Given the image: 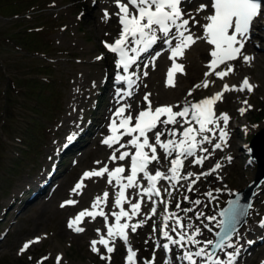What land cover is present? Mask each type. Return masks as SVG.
I'll return each instance as SVG.
<instances>
[{
	"label": "rangeland",
	"instance_id": "rangeland-1",
	"mask_svg": "<svg viewBox=\"0 0 264 264\" xmlns=\"http://www.w3.org/2000/svg\"><path fill=\"white\" fill-rule=\"evenodd\" d=\"M92 3L93 7H91ZM97 3L98 0H95V2L94 0H0V264H40L41 261L42 264H56L57 256L62 257L60 264H109L108 261L101 259L102 255H108L105 248L101 249L99 253L89 250L88 239L97 240L94 239L97 238L96 236L89 233H67L66 230H62L61 233L59 231L63 227L66 218L71 215L70 213L75 210L76 213H79L78 207L67 213L63 208L58 209L55 204H52V207L45 209L43 212L40 210L41 204L40 201H37L38 197L32 199L39 192L35 189L39 188L42 180L36 183L35 180L44 173L42 171H46V174L53 171L59 172L54 183L51 182V185L42 187L45 194L48 193L47 196H49L55 188L61 192L65 186L68 187L71 184L73 186L77 183L80 172L95 169L96 165L100 164L96 162L102 160L100 155L89 156L86 152L92 148L93 139L101 129L102 117L110 109L111 92L109 93L110 89L107 83L109 84L114 79L113 69L115 64L112 55L102 42H112L118 32L115 34L108 32L109 20L102 19V21L94 22L91 19L96 14H93L92 10L95 9ZM105 5L98 10L99 15H103V9L108 8ZM95 18L97 17L95 16ZM197 19L199 20L198 16ZM262 20H264V11L260 21H258L261 25L255 24V27L260 28L262 26L264 29ZM257 28L254 29L258 32ZM257 35L253 34V37L257 39H254V42L257 41L259 45H263L264 38ZM200 41L202 39L197 41V48ZM196 47L186 51H194ZM260 52H264V49L261 48ZM101 55L104 58L97 60L96 57ZM209 61L210 56L206 58V63H209ZM171 62V60H163L161 67L170 66ZM146 63L148 64V61ZM143 69L144 67L141 66V71ZM79 72L84 73V83L90 81V85L93 83L94 86L86 93V99L82 100V106L74 109L75 113L73 115H76V117H67L65 120V116L71 112L68 103L74 78L80 75ZM247 75L252 79L255 78L254 80L260 84V86L256 85L252 92L241 93L242 104L247 101L248 105L252 106L249 99L254 103L252 113L250 112L245 117L250 120L253 131L247 136H244L240 131V142L248 148V140L251 135L259 131L262 128L261 126L264 125V122H261L264 120V74L259 73L255 67ZM239 76L240 73H237V83ZM200 79L201 77L195 81ZM141 80L142 89L138 90V92H141L131 99L132 103L137 102L135 104L136 108L134 107L136 110L133 109L132 111L133 115L134 111L137 113L138 109L147 106L146 102H140L143 92L147 90V81ZM201 83L202 81H199L200 85ZM220 84L221 82L217 83L218 86ZM188 89L189 86L186 92ZM108 93L110 100L108 99ZM210 93L209 89L199 90L194 98L210 95ZM80 95L82 94L80 93ZM183 99L185 98L177 101L180 102ZM239 100L240 96L236 97L235 100L232 99L229 106L227 102L221 101L220 105H224H219L218 115L225 112V109L228 110V113H235L238 108L242 107L235 103ZM115 104L121 105L117 102ZM231 105L234 107H231ZM110 111H112V108ZM237 113L240 112L237 111ZM235 114H233L234 117ZM75 121L77 122L76 130L78 128L83 130L82 134H79L80 136L85 134L87 129L95 126L89 130V136L86 133L81 139L78 135V140L81 141L73 151L65 152L63 149L67 142L68 129L70 134L74 132L71 130L76 126ZM66 122H75V125H68ZM236 122L241 123V118L232 120L233 124ZM65 129H67V132ZM159 130L158 128L157 131ZM108 133H104L102 138ZM231 135L235 140L238 139V134L234 130ZM128 139L121 142L126 143ZM31 141L33 142L31 143ZM152 142H154V139ZM81 146H86V149L77 152L81 149ZM246 146H242L241 149H247ZM241 149L237 152L239 157L235 156L237 162L226 168L227 173L225 172L222 178L216 179L217 182L201 177L200 180L203 179L201 182L204 181L203 185H197L196 183V186L193 185V190L189 192L187 190L189 182L183 181V185L179 184L173 189L169 201H166L167 199L164 197V201L171 203L170 206L173 212L184 218L182 223L185 226L189 223V219L191 222L197 220L196 213H203L200 219H204V223L198 222V220L197 225L192 223L194 229L196 227L201 229L200 235L196 237L200 239L201 244L190 245L185 241V248L194 252L198 247H202L205 241H213L221 221L220 208L230 196L245 188L255 178V164L250 165V169L245 165L246 159L241 155L243 154ZM50 150H52V153H50ZM159 152L164 151L160 149ZM77 154H79L78 157ZM184 165L183 175L193 172L188 162L185 161ZM116 166L118 165L114 164L111 168ZM243 166L247 167L248 172L243 182H241L238 181V174ZM203 170L205 169L200 170L196 167L194 173L199 174ZM186 182L187 186L185 185ZM60 183L61 186H59ZM63 183L64 185H62ZM162 185L165 186L168 192L169 182L164 180ZM262 186L258 188L259 191L253 202L254 207L249 209L247 216L249 223L244 222V226L242 225L243 227L234 234L230 241L236 235L246 232L247 226L252 223L251 220L254 218L259 204L264 205V197L259 199ZM231 187H234V189L231 190ZM209 191L213 193V198L206 196ZM59 192L57 191L56 195H59ZM12 194H18L19 197L18 202L13 204L10 202V198H13ZM185 196L188 197L187 200H184ZM46 198L44 197V199ZM197 199L201 201L199 205L192 203ZM8 202H10L9 205ZM178 202L180 203L179 210L176 208ZM188 208H192L193 211L187 213L182 211ZM260 211L264 213V206ZM210 216H215L216 220L206 219ZM151 219L154 220L155 218ZM151 219H148L149 222H146L138 231L132 233L139 264H144V261H151L153 254L157 253L158 255L160 252L163 253L164 259L159 258V260L155 257V264H165L166 256L172 264H188L183 259L184 249L178 245H171L170 252H166L162 246L158 248L159 252L157 251V243H159L157 240L159 238L162 239L160 245L168 243V241L162 235V228L160 227L162 217H159V224H157L156 219L155 223ZM172 223L168 226L170 234L173 238L178 239L176 232L171 231ZM157 227L158 230L155 231ZM192 230L187 227L184 229L188 233H191ZM177 231H180V229L177 228ZM37 237L41 238L39 242L33 243L27 251L20 252L24 243L35 240ZM84 241L86 242L84 243ZM259 245L264 246V241L259 242ZM115 248L116 250L111 253L110 264H126L127 251L120 243V239H116ZM207 251H209V247ZM221 253L222 250H219L216 256L219 257ZM44 257H47V259L43 260ZM144 257H147V259H144ZM194 259H196L197 264H202L204 258L194 257ZM258 260L260 261H257V263L252 262L251 259L244 260L243 263L264 264V259ZM243 263L239 262L238 264Z\"/></svg>",
	"mask_w": 264,
	"mask_h": 264
},
{
	"label": "snow or ice",
	"instance_id": "snow-or-ice-1",
	"mask_svg": "<svg viewBox=\"0 0 264 264\" xmlns=\"http://www.w3.org/2000/svg\"><path fill=\"white\" fill-rule=\"evenodd\" d=\"M95 2V0H94ZM118 9L114 15L117 17L120 26L118 37L113 42L103 41L104 47L108 52L116 55L115 66L117 69H122V73L117 74V80L126 83L127 90H117L119 99L130 97L133 95L134 86L138 87L140 73L138 69V61L143 54H147L150 50L159 43L167 46L170 51L169 59L172 61L171 67L167 71V85L175 86V74L177 72L184 73V65L177 62V58L183 57L185 51L194 45L197 40L203 39L212 46L210 51V61L207 65L208 71L205 72V77L215 74L221 80L230 75L234 71L232 61L243 59L245 63H251L253 56L244 53L245 45L253 38L254 21L262 16L264 10V0H208L207 3H196V0H114ZM199 13L204 15L203 24L197 19ZM113 14H110L106 9L103 11V19L108 21ZM190 24L200 25L203 29L202 36H195L191 30ZM264 24V20H262ZM175 45L173 46V42ZM259 46V42H256ZM162 53L156 52L150 59L149 63L155 66V61ZM103 55L97 56V60L103 59ZM137 66L136 71H130L133 66ZM221 65L225 67L217 71ZM148 64H145V69ZM145 70L143 76H147ZM203 87L209 86V80L204 79ZM197 84L188 93L189 96L195 89L200 88ZM253 85L247 77L242 83L237 85L224 84L221 91L215 92L213 95L200 99L197 102H186L184 106L175 111L173 105H161L153 108L152 101L149 99L151 93L145 94L143 100L146 102V107L138 112L133 117L131 114H125L131 105H121L115 111L109 125L110 134L102 141L109 148L114 145H119L115 148L109 157L110 161H125L130 159V174L124 175L126 168L123 165H118L109 169L105 164L98 169H92L83 173L81 179L75 184L71 192L75 195L83 193L86 187L85 180L94 177H104L107 175V183L113 185L118 190L115 194V207L119 211H112L111 216L114 217V223L108 222V214L103 210L106 205L109 193L105 191L102 196L97 195L90 208L81 210L74 218L69 221L68 227L80 233L85 229L80 226L85 217H91L95 220L97 217L104 218L107 224V233L101 234L98 240L91 241V250L99 253L100 248L97 245H103L108 255L101 256V259L111 262V253L115 248L116 239H121L127 248L126 264H139L137 260V251L133 249L129 239L130 229L135 233L138 228H141L151 216H146L144 219L138 220L136 223H131L134 217L138 216L141 211V205L146 195L149 200L153 196L160 197V188L157 186L159 181L166 180L170 187L175 189L180 180H189L187 190H193V185L200 180L201 177H207L216 172L222 167L220 162H217L214 167L208 171H203L199 174L188 172L187 175H181L184 168L185 160L193 158V165L203 167L204 162L215 152L227 147L230 133L228 131L230 115L227 112H222L217 115L215 105L218 101H222L224 94L231 91H253ZM247 108H251L247 101L243 102ZM247 108H240L239 111L243 114ZM133 121H135L133 123ZM163 127L164 131H157L158 127ZM171 126V127H170ZM149 133L154 134L155 143L150 141ZM169 137L162 139L163 136ZM124 136L131 137L127 143H121ZM215 141V142H214ZM205 144L212 146V152H209ZM164 151L169 159L167 172L157 169L154 174L149 171V166L153 162L159 164L160 156L157 154V149ZM121 149H126L121 151ZM134 149V151L132 150ZM119 152V155L117 153ZM199 153V154H198ZM230 162L232 157H226ZM101 163L100 161L96 162ZM147 180V187H144L139 180L140 175ZM194 177V178H193ZM130 188H138L140 199L136 203H132L126 196V190ZM167 191V189H165ZM171 195V193H169ZM206 196L213 198L211 191L206 193ZM188 197L185 196L184 200ZM153 202L151 215L156 213V201ZM79 201L68 199L63 202L61 207L75 205ZM130 205L129 210H126L124 204ZM160 203L165 204V214L163 215L162 235L167 239L168 243L157 247H163L166 252L171 251V245H178L184 249L183 259L188 264H197L194 257L203 259V264H236L237 258L240 255L241 246L230 242V238L235 228L230 229L231 218L236 215L237 201H231V207L220 212V216L225 217L219 223L224 230V235L218 241L208 240L203 243L202 247H198L196 251H191L185 248V241L190 245H200L201 241L196 239L201 233V229L196 227L191 233L184 231L185 227L191 229L192 222L185 226L182 221L183 217L175 212L167 210L168 202L160 199ZM192 203L199 205L200 200H195ZM176 208L180 209V203L176 204ZM185 213L193 211L192 208L183 209ZM197 218L203 213H196ZM208 220L215 221V216L206 217ZM122 220L124 222H122ZM172 220V232H176L178 239L173 238L170 234L168 222ZM261 226H264V221H261ZM177 228L180 231H177ZM230 229V230H229ZM100 232V229L96 230ZM220 236V233H217ZM41 238L30 240L24 243L20 252L23 253L29 249L33 243L39 242ZM252 243V241H249ZM213 245L216 249L223 250L233 248V251L226 252V259L219 258L215 253L207 251L208 247ZM44 257L43 260H46ZM62 257H56V264H60ZM42 264V261L40 262ZM144 264H155V254L151 261H144ZM169 264V261H165Z\"/></svg>",
	"mask_w": 264,
	"mask_h": 264
},
{
	"label": "bare ground",
	"instance_id": "bare-ground-1",
	"mask_svg": "<svg viewBox=\"0 0 264 264\" xmlns=\"http://www.w3.org/2000/svg\"><path fill=\"white\" fill-rule=\"evenodd\" d=\"M200 2L207 3L208 0H196V3H200ZM104 5L105 6H108V8H107L108 12L110 14H113L112 17H111V19L109 20L110 23H108L110 25L108 27V32L110 34H115L116 32H118L117 31L118 29H117V25L115 24V15H114V13L118 9H116V8L113 7V4L111 3V1L107 2V0H98V3L96 4L95 9L92 10V13L93 14L96 13L95 16L97 18H95V16H92L91 19L94 22H96V21H98V22L99 21H102L103 15H101V14L99 15L98 10L100 9L101 6L104 7ZM205 14L206 13H199L197 15L198 18H199V20H200V24H203V23L206 22L204 20V18H203ZM254 26H255V24H254ZM190 27H191V30H192L193 34H195L196 36H202L203 29L201 28L200 25L190 24ZM253 34H256L257 35V32H253ZM258 35H260L261 37L264 38L263 35H261V34H258ZM252 42L253 41L250 40L245 45V49H244V53L245 54L251 55V56L254 57V59L252 60V62L249 65H247V63L244 64V63L240 62V59H238L236 61H232L231 63L238 64L237 65V72H240L242 74L251 72V66L253 64H255L256 65L255 66L256 69L259 71V73L261 72L262 75H263L264 74V52H260V50H261V48L264 49V46L263 45H259L258 47H260V50H255L256 47L253 45ZM196 44H197V42L194 45H192L190 48H195L196 47ZM211 47L212 46H210L205 40L202 39V41H200V43L198 44V48L196 47V49L194 51H189V52L185 51L186 53H185V55L183 57L177 58V61L181 62L184 65L185 71H184V73L177 72L175 74V86L174 87H171V86H168L167 85L166 81H167V71L171 67L172 62L170 64V66L161 67V62L163 60H170L169 59L170 51L167 49V46L166 45L160 44L159 47L157 48V51L156 52H161L162 54L160 55V57L158 59H156L155 66H153L151 63H149V61H150V59L152 57L151 56L149 58V60H148V67L145 69L148 72V75L147 76H143V72L145 70H143L142 73H141V79L147 81V90H146V92H143L144 94L141 97L140 102H145L143 100V97L147 93H151V96L149 97V99L152 101V106H154L155 104H156V106L157 105H160V104H163V105H173L174 106V110H175L180 105H183L186 102H188L190 96L189 95H186V93H187L186 92V89L188 88V86L191 85L192 81L194 80V82H195V80L197 78H200L201 77V79L199 81H202L203 82L202 77L205 76L204 75L205 72H207L209 70L208 67H207L208 63H206V58L210 56ZM89 69H90V67H89ZM84 70H87V69H84ZM79 74L80 75L79 76H76L74 78V81H73V85H72V89H71V93H70V100H69V103H68V105H70V107H71V112L65 116L66 117L65 120L67 119V117H70L71 118L72 116H74L73 115L75 113V110L74 109L78 108L79 106H82V102H83L82 100L83 99L84 100L86 99V93L89 92V90L92 88V86H94L93 83H91V85H90V83H89L90 81L88 83H84V80H83V74L84 73L81 74V72H79ZM95 77H97V76H95ZM259 77H260V75H259ZM206 78H209V76L206 77ZM96 80H97V78H96ZM234 81H235V77L234 76L232 77L231 74L228 75V76H226V77H224V82L226 84H228L229 86H231L232 84H234ZM240 82H241V80H240ZM259 82H262V81H259ZM94 84H97V83H94ZM201 85H203V84L201 83ZM212 87L213 88H212V91H211L210 95H213L217 91H221V89L223 88V86L222 87L219 86L218 88L216 86L215 87L212 86ZM80 93L82 95H80ZM241 93H243V91L226 92L224 94V98H223L222 101L229 102L232 99L235 100V98L238 97V96H240ZM110 96H111L110 107H112L116 102L117 103H120L121 105H124V103L125 104H128V105H131V108L128 109L125 114L126 115L127 114H131L133 116L132 111H133V109L135 110V108H136L135 107V104L137 103V102L136 103H132V100L131 99H132L133 96L125 97L124 99H119L117 93L114 92V91H112L110 93ZM182 98H185V99L181 100L180 102L177 101V100L182 99ZM220 102L221 101H218L215 106L216 107L217 106L219 107ZM228 106H229V104H228ZM226 107H227V105H226ZM231 107H234V106L231 105ZM247 110H248V108H247ZM228 114L230 115L231 118L234 117V115H233L232 112L231 113H228ZM74 117H76V115ZM112 117H113V115H111L110 112L104 114V116L102 117L101 129L98 131V134L93 139V143H92L93 146H92L91 149H89L88 152H86L89 156H91V155H95V156L100 155L101 156V158H102L101 163L99 165H96L95 169H98L100 167H103L105 164L108 165L109 169H111V166L113 164H115V163H125L127 165L130 164V159H127L125 161H119V160H117V161H110L109 157L111 156V154L114 151V149L115 148H118L119 145H114L113 148H109L108 146H106L105 144L102 143V141L104 140V138L110 133L109 132V125H110V122H111V118ZM67 124L68 125H75V122H68ZM96 126H98V125H96ZM241 126H244V128H247L248 129L247 130L248 133H250L251 131H253V129H251V123H250V120L248 118H245L243 120V122H241L239 124H236V125H233L231 123V121H229L228 128H229V133H230V139H228L227 147H224L222 150H220V149L215 150V152L209 157V159H207L204 162L203 167H201L199 165H193V163H192V159L193 158H188L187 160H185L186 162H188L189 166L193 169V172H195V168L196 167H198L200 170L205 169L203 171H208L209 169H211L212 167H214V165L217 162H220L222 164V167L220 169H218L216 172L212 173L211 175H209L207 177H203V178L212 179L213 181H216V179L222 178L224 176L225 172H226V168H229V167L233 166L237 162L235 156L236 157H239V154L237 152L242 148V145H243L240 142V140H241L240 127ZM233 130L238 134V139H236V140L234 138H232V135H231ZM99 132L101 133L100 136H99ZM104 133H108V134L104 138H102V136H103ZM168 138L169 137L167 136V139ZM125 139H128V137L126 136ZM153 143H155V140H154ZM204 147H207L209 149V152H212V146L211 145L205 144ZM159 151H160V148L157 149V154H158ZM218 154H221V159L220 160L215 156V155H218ZM117 155H119V152L117 153ZM229 156L232 157V160L230 162L226 159V157H229ZM79 158H81V157H79ZM184 167H185V165H184ZM203 171H201V172H203ZM247 172H248L247 167L246 166H243L242 170L239 171L238 181L243 182V179L245 178V176H247L246 175ZM128 174H129V171L126 170V173L124 175H128ZM183 174H184V172L181 173V175H183ZM196 174H198V173L196 172ZM82 176H83L82 174L79 176L78 181L81 179ZM45 178H47L49 180V182L51 180H53V176H50V175L46 174V172H44L40 177H38V179L35 180V183L37 181H40V180H42V182H45L44 181ZM139 180H140V177H139ZM202 180L197 181V185H201L202 186L203 185V182H201ZM183 181L190 182L189 180H183L182 179V180H180L177 183V185H179V184L183 185ZM162 182H164V180L159 181V183L157 185L160 188L161 196L159 198L153 196L152 200H149L148 197L145 195L144 196V199H143V202H142V205H141L140 214L138 216L134 217L132 221H134L136 223L138 220L144 219L146 216H151V218H155L156 221L158 222L159 216H160L159 213L161 215L162 214L163 215L165 214V211L162 210V206H163L164 203H160V199L163 198L164 196H168L169 195V192L165 191V186L162 185ZM187 182L185 183L186 186H187ZM85 184H86V187L84 188L83 193L80 194V195H75V194H73L71 192V190L75 186V184L73 186H72V184L70 186H68V187L65 186L63 189H62V187H63L62 186L61 187V189H62L61 192H59V190H56L55 189L56 191L54 190L52 192V194L49 195V196H47V195L42 196L41 194H44V191H42L39 194V196H38V199L39 200L37 199V201H40V204H41V209L40 210H42L44 212L45 209L47 210L48 208H50V207L53 206L52 204H55L58 209L59 208H63V210L66 211L67 213H69V211H72L76 207H78L80 209V211H81V210L90 208L91 207V204H92V202L94 200V198L97 195L102 196L103 193L105 191H107L109 193V196H108L106 205L103 206V210L108 214V222L107 223H114L115 222V219H114V217L111 216V212L112 211H119V209L115 207V194H116L115 187L113 185H109L107 183V175H105L104 177H94V178H91V179H86L85 180ZM62 185H64V183ZM41 186H42V183L39 186V189L41 188ZM60 186H61V184H60ZM145 187H147V180H146V183H145ZM57 191L59 192V195L58 194L56 195ZM139 192H140V189H138V188H130V189H127L126 190L127 198L132 203H136L140 199V197L138 195ZM44 197H47V198L44 199ZM263 197H264V185L262 186V191L260 192L259 199H261ZM68 199H75V200L79 201V203H77L75 205H68V206H65V207H61V205L63 204V202L65 200H68ZM154 200L157 201V204H155L156 213L154 215H151L150 208L154 206L153 205V202H152ZM58 202L61 203V204H59ZM259 202L261 203L262 201L260 200ZM126 206L128 207L126 210H129L130 205L128 203H126ZM167 210H168V208H167ZM73 212L70 213L71 215H69V218L67 217V219L64 221L63 227L60 228V230H59V231H61V233L63 231H65V230L68 231L67 233H72V232L75 233L76 232V231H74L73 228H69L68 227L69 221L76 216L75 213H73ZM169 212H171V211H169ZM261 213H262V211L257 212L258 215H260ZM262 214H264V213H262ZM132 221H131V223H132ZM261 221H264V217L260 221H253L251 224H249L247 226L246 232H243V233H240V234L236 235L230 241V242H232V243H234V244H236L238 246H241L240 255L237 258L236 264H238L239 262L243 263L244 260H249V259H251L252 262H256L257 263V261H260L258 259H264V246L259 245V243L252 245V243H254L255 241H259L260 237H262V236L264 237V226H261ZM122 222H124V221L122 220ZM172 222L173 221L170 220L168 223H172ZM80 226L85 229L84 232H80V233H85V234L86 233H89L91 235L96 236L97 238L100 237L101 234H105L106 235V233H107V224H106L104 218H102V217H97L95 220H93L91 217H85L84 218V221L80 224ZM37 228H38V226H37ZM38 229H40V228H38ZM97 229H100V232H97L96 231ZM138 229H140V228H138ZM191 229L194 230V226H192ZM128 232H129V239H130V242L132 244L133 243V241L131 240L132 232H131L130 229L128 230ZM36 234H37V232H36ZM234 234L231 236V238L234 236ZM77 240H74V241H77ZM83 240H84V238H83ZM198 240L200 241V239H198ZM91 241L92 240H90V238H89L88 239V244L90 245V247H91ZM249 241H252V243H249ZM80 242H81V240H80ZM85 242L86 241H84V243ZM78 246H79V244H78ZM97 246L100 249L104 248L103 245H97ZM90 247H89V250H91ZM134 247H136V246H134ZM55 248H57V247H55ZM233 250H234L233 248H227L226 247L225 249L222 250V253L219 254L220 255L219 258L226 259L227 258L226 257V252L227 251H233ZM156 257L158 259L159 258L160 259H162V258L164 259V255L161 252L158 255L156 254ZM167 261H169V260H167ZM169 264H172V262L170 263V261H169Z\"/></svg>",
	"mask_w": 264,
	"mask_h": 264
},
{
	"label": "water",
	"instance_id": "water-1",
	"mask_svg": "<svg viewBox=\"0 0 264 264\" xmlns=\"http://www.w3.org/2000/svg\"><path fill=\"white\" fill-rule=\"evenodd\" d=\"M264 140V138L261 140V141H263ZM255 154H256V152H255ZM256 156L258 157V159H259V161L261 162V154H259V153H257L256 154ZM260 156V157H259ZM264 176V172H259L258 173V179L256 180V182L252 185V186H250L249 187V190H248V195L245 197V204H244V207H243V210H242V213H241V217H240V220L233 226V227H231V228H236L239 224H240V222L241 221H243L244 219H245V216H246V210H247V207H248V205H249V201H250V197H251V195H252V193H253V190H254V188L260 183V181L263 179L262 177ZM240 195V194H239ZM250 196V197H249ZM237 197H239V196H237ZM231 201H234V199H231L230 200V202ZM230 202L224 207V209H222L221 210V212L222 211H225V210H227V209H229L230 207H231V205H230ZM230 205V206H229ZM223 219H225V217H223ZM230 230V229H229ZM218 233H220L221 235L220 236H218L217 235V238H216V241H218V240H220L221 239V237L224 235V230L221 228L220 230H219V232ZM211 248H212V250L214 251V250H216V248L213 246V245H211Z\"/></svg>",
	"mask_w": 264,
	"mask_h": 264
}]
</instances>
